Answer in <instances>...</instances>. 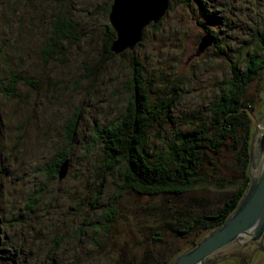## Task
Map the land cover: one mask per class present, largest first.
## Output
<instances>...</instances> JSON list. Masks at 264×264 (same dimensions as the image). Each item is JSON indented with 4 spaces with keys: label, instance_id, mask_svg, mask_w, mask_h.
I'll return each mask as SVG.
<instances>
[{
    "label": "rangeland",
    "instance_id": "obj_1",
    "mask_svg": "<svg viewBox=\"0 0 264 264\" xmlns=\"http://www.w3.org/2000/svg\"><path fill=\"white\" fill-rule=\"evenodd\" d=\"M16 3L20 13L16 16L9 13L11 32L1 31L5 25L0 14V41L12 37L16 26H21L24 34L21 42L25 41L15 48L17 57L12 70H18L21 79L14 95L0 90V165L4 170L0 174V204L4 208L0 217L19 219L25 213L23 196L25 200L29 194L35 196L36 191H41L39 200L34 201V209L26 211L33 220L28 218V223L31 231L35 225L39 232L44 226L48 227L45 241L33 243L36 241L31 238L35 233L22 240L14 228L8 231L5 229L8 225L2 222L4 232L0 246L5 242L7 247L2 248L3 253L11 264H21L25 252L27 258H32L30 264H71L74 258L87 263L90 260L91 264H160L164 259L171 264L176 261L214 230L204 229L199 233L203 223L196 221L193 211L206 203L222 208L235 186L219 188V193L211 192L214 187L211 190L199 187L201 191L197 188L186 194L158 192L155 195L133 186L124 187L120 167L125 166L126 156H132L133 147L122 149L120 145L114 153L112 135L108 134L107 139L98 138L95 131L108 132L105 128L109 123L122 121L124 114L134 108L131 79L146 82L152 91L145 105L154 114L142 128L146 136L145 151L156 161L158 170L162 164L157 161L158 155L162 153L159 157L162 162L172 156L166 172L159 170L155 177L174 175L171 171L175 164L183 160H186L183 161L186 170L195 167L192 174L201 177L205 187L208 182L217 183L216 177L220 175L239 177L240 166L237 168L235 163H240L226 148L227 157L219 155V151L207 154L208 147L202 145L197 148L198 163L191 161L189 153L193 147L187 145L188 135L194 140L202 129L215 131L217 102L223 87L234 77L233 66L239 73H247L250 57L263 53L259 44L264 37L258 40L255 35L258 31L264 36V27L259 25V22L264 23V0H170L167 13L144 28L142 40L135 48L119 53L112 50L113 40L118 37L109 18L113 0H16ZM3 7L0 0V10ZM53 13L68 14L77 40L59 45L55 60L45 65L33 51L40 43L38 31L36 42L34 34L27 31L34 28L48 33L55 17ZM108 25L115 35L111 42L106 32ZM204 37H210L211 43L201 49ZM109 42L111 53L105 50ZM41 45L43 43L37 48ZM10 52L13 54L9 46L7 54ZM18 57H21L20 64ZM3 64L4 67L0 59V78L2 86L6 87L10 69L6 66L7 60ZM259 65L253 69L247 91L255 100L252 113L261 122L264 67ZM25 77L36 80L38 88H31ZM173 89L177 95L171 99L172 104L158 106L156 101L165 100V94L169 97ZM77 111L78 129L72 141H67L63 125L70 122ZM252 122L246 158L250 179L251 147L258 134L253 118ZM181 134L188 139H183ZM224 146L221 144L218 148ZM58 149L67 151L68 155L57 170V178L48 179L55 173L47 171L46 163L60 158ZM181 152L184 153L182 159ZM121 154L124 157L119 161ZM66 161L67 174L60 180V172L64 171L61 165ZM225 162L227 165H223ZM249 184L250 180L247 188ZM109 207L114 211L109 213ZM90 211L95 212V216H88ZM104 213L110 218H104ZM85 217L88 221L85 226L96 222L108 224L109 231L102 230L108 229L105 225L99 231L90 226V232H81ZM56 240L57 246L54 245ZM15 250L21 254L13 263L9 257ZM212 254L199 264H264V235L261 240L252 242L249 236H241L219 253Z\"/></svg>",
    "mask_w": 264,
    "mask_h": 264
},
{
    "label": "trees",
    "instance_id": "obj_2",
    "mask_svg": "<svg viewBox=\"0 0 264 264\" xmlns=\"http://www.w3.org/2000/svg\"><path fill=\"white\" fill-rule=\"evenodd\" d=\"M4 7L0 10V14H2L3 17V24L5 25L3 28H1V31L8 32L10 31L9 25V13L10 15L16 16L20 13L19 5L16 3V0H2ZM19 2H24L25 0H18ZM28 1V0H27ZM55 16L52 22V25H50L49 32L48 33H41L39 30H36L34 28H30L27 32H32L34 34L35 42H36V32L38 31L37 41L40 39V43H43L41 47L37 48L40 43L37 44V47L34 48V53L41 59V61L48 65L52 60H55L56 55L59 54V45L63 43H71L73 40H77V36L75 35V26L71 20V18L68 16V14L61 16L59 14L54 15ZM7 25V26H6ZM259 25L261 27H264V23L259 22ZM21 26L14 27L15 34L10 36L9 39L1 40L0 41V59H2V65L4 67L3 62L7 60L8 64L6 65L10 72L8 73L9 77V83L6 84V87L2 86L3 81L0 78V90H3L5 92L10 93V95H14L15 89L18 86L19 80L21 79L18 70H12V66L14 63V60L16 59L15 56V48H18L19 46H22V43L24 44L25 41L21 40L24 37V34L22 31H20ZM106 32L109 35V41L115 37L114 32L109 27V25L106 27ZM11 32V31H10ZM26 32V33H27ZM41 33V34H40ZM255 37L259 40V38H262V36L258 31L256 32ZM32 39H30L31 41ZM29 41V37H28ZM7 42V43H6ZM13 42V44H12ZM106 45L105 50L108 53H111L109 51V45ZM10 46L13 54L10 52L7 54V49ZM259 47L263 50V53L258 52V54H261L260 56H252L250 57L251 60H248L247 63V73H239V69H236V66H233V69L235 71L234 77L228 82V85H225L222 89V96L219 98V101L217 104H219V113L215 114V123L216 128L215 131L212 132L209 128H205L200 130L196 134L195 139H192V136H189V140L187 145L190 147H193V150L189 153V157H191V161H195V163H198L197 161V154H200V152L197 150V148H201L202 145L208 147L207 154L217 153L219 151V155L227 157V154L225 152L228 150L234 157L235 160L240 163L237 165L235 162V165L240 166V175L239 177L229 178L227 176H218L216 177L217 183L208 182L206 187L203 186V180L201 177H196L192 174V171L195 169V167H189L186 170V166H184L183 161H178L176 159L177 164H175L174 168L177 167L179 170L175 171L173 168L174 175L168 173L164 177H155L159 170L165 171L169 168V163L172 160L171 159V152H170V158H168L169 161L162 162L159 158L160 155L157 157V161L162 163L159 167V170L157 167H155L156 161L154 159H151L150 156L147 155V152L145 151V140L146 136L144 134L145 131L142 130L143 127L147 124L148 120L152 119L153 112L149 109H146L145 102L148 101V96L151 94L152 88L150 85L146 82H143V84L139 81H136L135 79H131L130 81V89H132L134 97V108L127 111L124 116L122 117L123 120L120 122H113L111 125L110 123L107 125V128H105L108 132L100 131L101 129H97L95 131V135L98 138H108V134L112 135V139L115 142V146L113 148L114 153L117 152L116 148H120V145L123 148H127L129 146L133 147L132 150V156H126L125 166H121L123 172V186L124 187H130L133 186L134 188H137L139 191L144 190L145 192L149 193L150 195H155V193L162 192L166 194H186L194 191V189H199L201 187L202 189H212L211 192H217L219 193V188H223L224 186L230 187L231 185L235 186V191L232 193V195L229 197L225 203V205L219 209V207H216L214 204H203L201 208L196 211H193V214L197 216L196 221L203 223V227L200 229L199 233H201L204 229H216L219 227L226 219L230 217V215L234 212V210L237 208L239 202L241 201L243 195L245 194L247 190V185L249 183V174H248V167L247 165V153H249V146L251 141V133H252V117L250 114V110H254L255 107V100L252 98L247 91V84L249 83L250 79L253 78L254 70L256 67H260L259 64H261V68L264 67V38L261 39V42L259 44ZM110 54H107V56ZM17 57V56H16ZM19 58V64L21 63V57ZM18 61L16 63H18ZM85 68V65H84ZM254 69V70H253ZM83 75V74H82ZM86 76V75H84ZM83 77V76H82ZM26 83L34 89L38 88L39 83L36 82L34 79L26 78ZM171 95L168 97V94L166 93L165 100L158 99L156 103L158 102V106L161 107L168 106L171 103L173 99H175V95H177V92H175V89L170 91ZM172 99V100H171ZM23 100V99H22ZM21 100V102H22ZM137 100V101H136ZM156 105V104H155ZM169 107V106H168ZM149 112H146L148 111ZM154 110V109H153ZM78 113L77 111L74 114V117L70 120V122L64 123L63 130L65 131L67 135V141H72L74 136V131L77 128V119H78ZM79 127V125H78ZM78 129V128H77ZM64 133V134H65ZM182 138L185 139L187 136L184 134H181ZM188 139V138H187ZM191 140V141H190ZM108 141V140H107ZM16 146L19 144V139L15 141ZM225 144V146L220 149L218 148L219 145ZM108 145V144H107ZM138 146L142 147L140 149ZM187 147V146H186ZM185 147V150H186ZM14 148V147H13ZM60 148V147H59ZM104 151H111L108 148H104ZM57 153L60 154V158H56V162H50L49 160L46 163L47 171L53 172L55 175L54 177H49L48 179L57 178V170L60 166V164L65 160L67 154V151L63 150H57ZM184 153L181 152L179 154L180 159H182ZM192 155H194L196 158H192ZM176 156V153L173 154V157ZM124 156L121 154L119 156V161L122 160ZM175 160V158H174ZM223 165H227L226 162ZM49 167V168H48ZM3 167L0 165V174L3 173ZM47 173V172H46ZM129 174V175H127ZM52 176V175H51ZM231 177H233L231 175ZM157 178V179H155ZM106 180V179H105ZM53 191V189H50ZM201 191V190H200ZM119 192V191H117ZM41 191H36L35 196L32 194H29L24 201V208L25 213L19 216V219L12 218L10 220H5L3 216L0 217V242L2 238V234L4 232V229L2 228L1 224L4 222L5 226L8 225L5 229L10 231L12 228L15 229L17 234H20V238L29 237L33 235V233L36 234V236L33 235L31 238L34 239L36 242L33 243H43L46 239V229L48 226H44L42 228V232H39L38 226H36L31 231L28 218L32 220L29 214H27L28 209H34V201L39 200ZM2 193H0L1 198ZM42 196V195H41ZM202 198V197H201ZM201 198L197 199L196 201L200 202ZM214 205L215 207H212ZM113 207V206H112ZM109 207L108 212L111 213L114 211V208ZM4 208L0 204V211H2ZM85 209L84 211H86ZM106 213V211H105ZM104 213V214H105ZM40 214V213H39ZM38 214V215H39ZM102 214L104 218H110L107 214ZM29 215V216H28ZM88 216H95V212H89ZM87 217V216H86ZM82 221L80 225L82 232H90L89 228L90 226H93L96 231H99L102 227H105V225L108 226V229H102L106 231V233L109 231V225L108 224H99V223H93L92 225L85 226L88 224V221H85V219ZM33 221V220H32ZM24 224L23 226L19 224ZM38 225L39 222H36ZM191 226L192 223H189ZM79 226V227H80ZM184 233V230L181 231ZM22 233H25L22 234ZM198 233V234H199ZM56 236V235H55ZM53 237L54 239H57L56 237ZM88 240H90V237H87ZM33 240V241H34ZM196 241V239L194 240ZM3 243V242H2ZM2 247L0 246V264H11L6 256L5 253H3V249L5 247V242L2 244ZM23 242L22 244H25ZM195 243V242H194ZM55 246L58 245L57 240L55 241ZM24 247V245H23ZM7 248V247H5ZM2 249V250H1ZM97 252V251H96ZM13 255L9 257L12 261L11 262H17L18 255L21 253L18 252V250H15ZM26 255V252H25ZM24 255L23 261L21 264H30L32 258H27ZM34 258V257H33ZM31 259V260H30ZM71 264H85L87 262H84L83 259L77 260L76 258L72 259ZM87 264H91L90 260H87ZM9 262V263H8ZM169 260L164 259L160 264H168ZM108 263V262H107ZM134 264L133 262H130ZM18 264V263H14Z\"/></svg>",
    "mask_w": 264,
    "mask_h": 264
},
{
    "label": "water",
    "instance_id": "obj_3",
    "mask_svg": "<svg viewBox=\"0 0 264 264\" xmlns=\"http://www.w3.org/2000/svg\"><path fill=\"white\" fill-rule=\"evenodd\" d=\"M170 0H113L110 22L118 37L113 40L114 53L134 49L142 40L143 30L150 22H158L169 9ZM133 37V38H132ZM201 49L210 45V37H204ZM258 129L251 149V179L241 202L219 227L209 233L195 247L187 250L171 264H199L206 256L219 253L221 248L236 242L241 236L249 241H259L264 235V115L258 122L250 110ZM78 124V123H77ZM68 161L61 165L60 180L67 172ZM60 167V168H61ZM210 255V256H211Z\"/></svg>",
    "mask_w": 264,
    "mask_h": 264
},
{
    "label": "bare ground",
    "instance_id": "obj_4",
    "mask_svg": "<svg viewBox=\"0 0 264 264\" xmlns=\"http://www.w3.org/2000/svg\"><path fill=\"white\" fill-rule=\"evenodd\" d=\"M170 5H171V4H170ZM186 251H187V250H186ZM186 251H185V252H186Z\"/></svg>",
    "mask_w": 264,
    "mask_h": 264
}]
</instances>
